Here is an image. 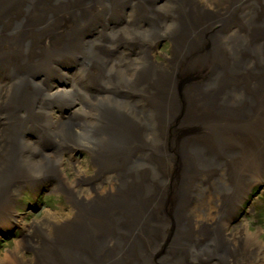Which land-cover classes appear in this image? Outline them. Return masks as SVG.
<instances>
[{"label": "bare ground", "instance_id": "6f19581e", "mask_svg": "<svg viewBox=\"0 0 264 264\" xmlns=\"http://www.w3.org/2000/svg\"><path fill=\"white\" fill-rule=\"evenodd\" d=\"M261 183L264 0H0V264H259Z\"/></svg>", "mask_w": 264, "mask_h": 264}, {"label": "rangeland", "instance_id": "374dc122", "mask_svg": "<svg viewBox=\"0 0 264 264\" xmlns=\"http://www.w3.org/2000/svg\"><path fill=\"white\" fill-rule=\"evenodd\" d=\"M168 45L166 43H163V45L158 49L160 52H167ZM32 137V136H31ZM86 154L80 153L78 156L76 155L75 159H78L80 161H85ZM66 169V175L69 177V180H73L72 173L73 170L67 166H64ZM51 184L48 182L47 184H42L43 186H40L41 188L38 191H31L28 190L25 191L20 196L21 203L18 204L17 211L24 212L29 211L30 215H22L25 216V221H27V224H31L32 222H36L41 220L42 217H44L45 213L49 210H57L59 209V205L63 202L62 196L55 194V193H49V187ZM253 193V195H252ZM36 196V197H35ZM248 201H244L243 206L240 208L242 213V216L239 219V221H245L244 224H248L253 221L255 222V225L253 226L252 232H259L261 241L264 243V184H259L258 186L253 185L251 190V195H247ZM31 199H35L34 206L28 205L31 201ZM41 204L42 208L38 209L37 205ZM64 205V204H63ZM26 207V210L24 209ZM255 217V218H253ZM27 218V219H26ZM238 219L235 220L233 223H231L230 230L232 231L234 228H237L240 222L238 223ZM257 222V223H256ZM4 232V231H3ZM19 234L17 233H0V244L4 243V241L9 240L8 246L3 249L2 252L6 253L9 249L15 248V243L18 242ZM1 248V246H0ZM2 249V248H1ZM259 264H264V258Z\"/></svg>", "mask_w": 264, "mask_h": 264}]
</instances>
